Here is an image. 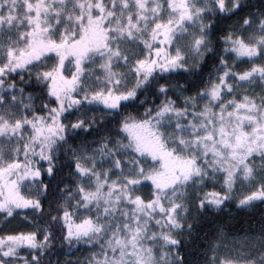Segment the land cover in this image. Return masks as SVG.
Wrapping results in <instances>:
<instances>
[{
    "label": "snow or ice",
    "instance_id": "obj_1",
    "mask_svg": "<svg viewBox=\"0 0 264 264\" xmlns=\"http://www.w3.org/2000/svg\"><path fill=\"white\" fill-rule=\"evenodd\" d=\"M0 264H264V0H0Z\"/></svg>",
    "mask_w": 264,
    "mask_h": 264
},
{
    "label": "trees",
    "instance_id": "obj_2",
    "mask_svg": "<svg viewBox=\"0 0 264 264\" xmlns=\"http://www.w3.org/2000/svg\"><path fill=\"white\" fill-rule=\"evenodd\" d=\"M261 211L259 208L255 210L238 211L235 207L226 210L224 213L209 212L206 213L198 225V231L201 236L205 233H212L216 227L223 224L226 231L230 234L243 235L250 229L259 228V220ZM63 259V257H62Z\"/></svg>",
    "mask_w": 264,
    "mask_h": 264
},
{
    "label": "rangeland",
    "instance_id": "obj_3",
    "mask_svg": "<svg viewBox=\"0 0 264 264\" xmlns=\"http://www.w3.org/2000/svg\"><path fill=\"white\" fill-rule=\"evenodd\" d=\"M13 223H15V222H13ZM12 225H9V227H11Z\"/></svg>",
    "mask_w": 264,
    "mask_h": 264
}]
</instances>
